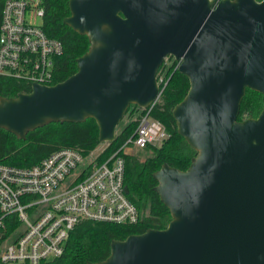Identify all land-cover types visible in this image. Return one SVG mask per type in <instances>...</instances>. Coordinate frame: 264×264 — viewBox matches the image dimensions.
<instances>
[{
  "label": "water",
  "instance_id": "obj_1",
  "mask_svg": "<svg viewBox=\"0 0 264 264\" xmlns=\"http://www.w3.org/2000/svg\"><path fill=\"white\" fill-rule=\"evenodd\" d=\"M62 23L89 47L51 86L0 99V128L18 138L48 122L92 119L111 142L129 105L154 104L166 57L188 81L171 116L196 155L162 165L153 191L171 220L109 244L93 264H264V0H67ZM255 119L236 121L244 90Z\"/></svg>",
  "mask_w": 264,
  "mask_h": 264
},
{
  "label": "built area",
  "instance_id": "obj_2",
  "mask_svg": "<svg viewBox=\"0 0 264 264\" xmlns=\"http://www.w3.org/2000/svg\"><path fill=\"white\" fill-rule=\"evenodd\" d=\"M43 15L41 0L3 1L0 76L51 86L62 46L42 30ZM151 106L136 118L132 135L102 162L90 159V153L60 149L29 168L0 164V264H51L80 222H137L124 193L121 155L166 138L162 125L149 116Z\"/></svg>",
  "mask_w": 264,
  "mask_h": 264
},
{
  "label": "trees",
  "instance_id": "obj_3",
  "mask_svg": "<svg viewBox=\"0 0 264 264\" xmlns=\"http://www.w3.org/2000/svg\"><path fill=\"white\" fill-rule=\"evenodd\" d=\"M3 1L0 0V11ZM41 1L44 11L42 30L62 46V54L54 64V79L51 85H55L75 73L76 59L87 51L89 42L84 35L75 33L62 23V20L69 16L67 0ZM175 65L174 61L166 68L163 80L158 83L160 94L149 111V116L164 128L166 138L158 146H146L143 149L131 147V153L121 155L124 193L137 211V222L133 225L80 222L69 233L62 255L51 264L101 262L108 256L109 244L112 241H122L129 235H139L149 229L163 230L171 220L168 210L153 191L156 186L153 174L162 165L185 171L196 155L177 134L171 116L172 109L188 90L187 79L174 69ZM161 69L162 66L157 72ZM29 91L28 82L0 76V99H12ZM262 102L263 98L259 93L245 89L236 121L255 119L261 111ZM131 107L136 108L134 105L128 107L123 116H131ZM146 110L147 108L141 110L139 114L145 113ZM135 121H130L106 144L95 157L98 163L117 151L132 135L136 127ZM99 145L101 143L97 140V126L89 118L81 123L48 122L27 131L22 138L0 128V164L29 168L60 149H72L86 156Z\"/></svg>",
  "mask_w": 264,
  "mask_h": 264
},
{
  "label": "rangeland",
  "instance_id": "obj_4",
  "mask_svg": "<svg viewBox=\"0 0 264 264\" xmlns=\"http://www.w3.org/2000/svg\"><path fill=\"white\" fill-rule=\"evenodd\" d=\"M166 62L165 64L163 65L162 69L160 70L159 74L156 76V80H157V84L159 82H161L163 80V77H164V72L166 70V68H168V66H170V62H171V59L170 58H166L165 59ZM130 106H133V105H129L128 107ZM136 108H129L131 111H132V114L131 116H122L121 120L119 121V123L117 124L116 128H115V131H114V136L115 134H117L124 126H126L130 121H134L136 120V118L138 117L139 115V112L142 110V108L140 107H137L136 105H134ZM127 107V108H128ZM129 110V111H130ZM17 137V136H16ZM107 142H103L101 143V145L97 146L94 150H92L90 152V156L89 158H95L97 155H99L101 153V151L104 149V147L106 146ZM126 153H131V150H128Z\"/></svg>",
  "mask_w": 264,
  "mask_h": 264
}]
</instances>
